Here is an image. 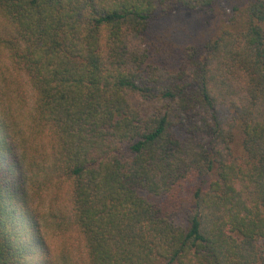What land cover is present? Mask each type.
<instances>
[{"label":"trees","instance_id":"1","mask_svg":"<svg viewBox=\"0 0 264 264\" xmlns=\"http://www.w3.org/2000/svg\"><path fill=\"white\" fill-rule=\"evenodd\" d=\"M0 264H264V0H0Z\"/></svg>","mask_w":264,"mask_h":264},{"label":"rangeland","instance_id":"2","mask_svg":"<svg viewBox=\"0 0 264 264\" xmlns=\"http://www.w3.org/2000/svg\"><path fill=\"white\" fill-rule=\"evenodd\" d=\"M217 11V10H216ZM219 11H217V13H218ZM227 14H228V12H227ZM224 18V17H223ZM215 22V21H214ZM197 25L199 26V27H203V23H197Z\"/></svg>","mask_w":264,"mask_h":264}]
</instances>
